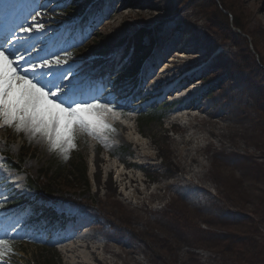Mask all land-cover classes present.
Masks as SVG:
<instances>
[{"label":"rangeland","instance_id":"374dc122","mask_svg":"<svg viewBox=\"0 0 264 264\" xmlns=\"http://www.w3.org/2000/svg\"><path fill=\"white\" fill-rule=\"evenodd\" d=\"M112 1L36 0L33 7L39 8L37 22L45 25V31L57 29L47 37H53L57 41L60 37L63 38L61 45L64 47L72 39L78 41L76 36L80 34L76 29L65 38L71 28H76L66 27L65 22L77 24L83 14L86 16L87 24L83 25L81 33H90V38L79 47L69 50L74 59L79 54H84L82 58L88 64H93L96 55H99L94 53L95 49L104 53L101 55L104 60H109V55L104 51L112 47L123 51L130 43L136 47L139 40L152 45V50L146 55L142 70L144 74L139 84L134 85L133 80L123 79L122 69L115 70L111 77L112 85L108 92H112L118 100L117 110L126 108L128 115L137 117L136 121L120 117L122 122H136L144 131L153 130L156 134H162L167 132L164 126L171 120L186 124L193 114L197 116L195 122H205V119L210 118L211 112H214L212 119L217 123V131L221 134L216 136L207 124L196 133L197 139L187 145H201L206 151L199 155L200 162L195 164L199 176H192L193 184L188 188L178 183L172 188L165 187L167 182L174 180L172 171L164 176L160 173L147 175L144 169L136 170L139 175L148 178L146 189L142 181L139 183L145 190L142 196H149L157 185L161 186L157 188L159 195L153 197L151 202L148 201V209H136L122 193L123 186L118 187L119 192L113 194H107L105 189L98 190V168L95 162L97 139H86L81 135L77 140V148L71 152L68 160H64L62 156L49 152L46 144L30 141L22 132L11 135L13 128L4 130V127H0V151L7 153L20 165L23 170L21 178L27 180L29 176L42 177L53 190L49 201L38 200V196L42 194L32 188L26 189L27 185L22 188L23 194L16 190L6 192L12 198L5 210H0V228L10 226L11 222L19 219L21 238L11 241L12 251L5 257L4 264H85L78 255L80 251L88 254L89 250L80 246L79 234L94 232L93 228L85 227L70 237L69 229L62 224L36 219L41 212H36L33 208L35 203L28 200L32 196H35L38 206L54 207L64 217L63 224L65 221H72L68 209L91 213L94 224L101 225L109 235H100L99 239L107 238L115 250L120 251L115 246L117 242L125 244L126 249H136L130 254L123 251L117 264H124L126 255L130 257L128 264H264V109L260 103L261 91L264 92V0H224L231 11L224 7L221 0L216 1L218 7L229 14L226 16L229 27H233L235 20L239 26L233 28L245 40L229 35L222 12L219 8L210 12L211 8H207L206 0H157L155 9L159 6V10L167 16L176 12L181 27L184 28L183 39L196 32L197 35L193 36L194 39H191V44L185 51H200L195 54L196 57L188 51L184 52L189 54L188 57H179L184 65L175 78H182L193 69L197 73L189 80L190 84H194L188 83V87L183 90L184 97L173 102L170 98L158 100L164 96L161 92L157 96L141 99L148 90L158 89L164 83L161 81L150 89L145 87V90H140L149 80L146 68L150 71L157 69L156 76L162 73L156 60L157 56L164 57L167 50L160 51L157 47L160 18L154 13L130 11H145L148 8L145 5L147 0L135 3L133 0H117V9L110 15L113 10ZM12 5L13 2L11 7ZM214 6L217 7L215 4ZM83 9L84 13L79 15ZM119 10L126 12L120 16L117 14ZM190 13L197 20L195 28L200 30L186 22L188 19H185V14ZM104 21L109 23L102 24ZM169 21L166 20L161 25ZM64 27L68 29L62 32ZM182 40L175 43L176 48H182ZM130 54L129 51L127 56ZM137 55L136 51V57ZM133 56L136 59L134 54ZM169 61L170 59L168 63ZM109 74L108 70L104 73L107 77ZM175 78H170L167 83L176 80ZM136 91L140 94L135 95ZM202 102L207 103V109L200 108ZM179 114H185V117L177 119ZM148 115L154 118L148 119ZM126 132L131 134V130ZM176 132L177 130H168L172 137L179 138L180 133ZM106 135L108 141L115 146L114 153H108L105 149L99 151L108 159V164L117 162L119 155L127 160L138 159L130 152L135 147L134 143L122 142ZM147 137L146 141L152 139L150 134ZM158 143L162 142L159 140ZM152 146L154 151L160 152L156 144ZM182 154L186 155V150ZM76 155L85 159L89 181L74 173L72 163ZM162 158L159 154L156 162H161ZM143 160L150 159L142 158L140 161ZM0 161L4 162L0 168L8 176L19 173L10 166L3 154H0ZM101 166H104L101 178L106 179L108 165L105 163ZM157 169L163 170L160 165ZM200 175L203 177L200 178ZM113 177L114 180L117 179L115 173ZM129 191L131 190L126 193ZM16 196L23 197L25 202L18 206H8L15 203L13 201ZM11 210L14 212L12 215L9 213ZM4 217L7 219H3ZM75 219L79 221V218ZM88 221L89 219H85L83 223ZM100 243L101 240L94 239L92 245L98 246ZM75 248L79 250L73 253ZM142 248L143 251L140 250ZM95 250L101 253L100 249ZM102 255L106 261L112 260L110 254Z\"/></svg>","mask_w":264,"mask_h":264},{"label":"snow or ice","instance_id":"6c2138e0","mask_svg":"<svg viewBox=\"0 0 264 264\" xmlns=\"http://www.w3.org/2000/svg\"><path fill=\"white\" fill-rule=\"evenodd\" d=\"M39 15L32 16L30 25L27 17L14 23L11 0H0V127L14 128L68 160L81 135L105 143L106 134L116 131L110 121L119 120L121 112L118 100L108 92L111 77L98 83L84 58L74 59L69 50L83 44L90 33L64 47L53 37L41 36L45 25L37 22ZM8 179L0 168V180ZM11 187L24 192L17 182ZM2 189L0 184V210H5L11 197ZM20 232L19 219L0 228V264L12 251L11 241L21 238Z\"/></svg>","mask_w":264,"mask_h":264},{"label":"bare ground","instance_id":"6f19581e","mask_svg":"<svg viewBox=\"0 0 264 264\" xmlns=\"http://www.w3.org/2000/svg\"><path fill=\"white\" fill-rule=\"evenodd\" d=\"M134 3L139 1V0H133ZM118 1L113 0L112 1V7L113 10L111 11L110 15L114 12V10L117 9L118 6ZM154 4H157V0H147L145 2V5L148 6V8L145 11H139V10H130L131 12H138V13H145V14H150L154 13L156 16H158L161 20V23L170 20L169 23H165L164 25L158 26L160 29V38L157 41V47L159 48L160 51L167 50L165 53L164 57L162 56H157V62L159 63L160 68H162V73L157 75L158 70L153 69L149 70V68H146L147 71H149V80L146 81L143 88L147 87V89L156 86L159 84L161 81L168 82V80L172 77H176L177 72H180L183 68V61L179 58L180 56L182 57H188L189 54L191 53L192 55L195 56L196 53H200L199 50H186L185 48L189 47L191 44V39L193 36H196V32H192L188 37L182 38L184 28L183 26L181 27V22L180 18H177L176 12H171L170 16H167L165 13L162 12V10H159V6H156V9L154 8ZM130 11L128 13H130ZM179 11V10H178ZM37 13V11H35ZM126 11L124 10H119L117 14L120 16L125 14ZM35 13V14H36ZM188 19L186 22L192 23L195 28V24L197 23L196 18H194L193 14H185ZM108 17V16H107ZM106 17V18H107ZM172 20V21H171ZM109 23L104 21L102 24L107 25ZM98 28V27H97ZM96 28V29H97ZM95 29V30H96ZM200 30L199 28H195ZM50 34V31L44 32L41 34L42 37H46L47 35ZM183 39V40H182ZM194 39V38H193ZM180 40L182 44V50L178 49L175 47V43L179 42ZM197 40V37H196ZM198 41H201L198 39ZM199 43V42H198ZM61 44V43H60ZM74 44V43H73ZM43 45H37V47H42ZM188 53H184L187 52ZM180 52V53H178ZM35 54V53H33ZM177 54V55H176ZM179 54V55H178ZM175 55V56H174ZM84 56V54H79L77 56V59H80ZM196 57V56H195ZM168 59H170L168 63ZM155 61V62H156ZM85 62V67L89 66V64ZM197 71L188 73L184 75L182 78H175L176 80L175 83L172 80L171 82L168 83H174L173 87L171 88L172 90L177 89H186L188 86L187 84L189 83V80L196 75ZM194 84V83H193ZM162 89V87L158 89H151L148 90L142 98L145 97H150V96H156L157 93ZM200 108L202 109H207L208 105L206 102H202ZM121 116L123 118H126L127 120H135L137 117L128 115V111L126 108H121L120 109ZM215 115L214 112H211L210 118H207L203 121L195 122V119L197 116L192 115L191 118L188 119L186 124L179 123L176 120H171L168 124L164 126V130L167 131L166 133L162 134H156L155 131L151 130V132H147L141 129L140 125L137 124L136 122L134 124H126L122 122L120 119L119 120H112L110 123H112L113 127L116 129L115 132H109L107 133L111 137L117 138L118 140H121L122 142L126 143H134L135 147L130 149L131 153H134V156H136L138 159H131L127 160L123 155H119L117 157V162L108 164V159L104 156H102L99 151L101 149L107 150L108 153H114L115 152V146L110 143L107 138V141L105 143H102L100 140L97 141L96 143V154H95V162L97 164V172H96V177H97V185H98V190L100 189H105L107 194H113V193H118V187L123 186L124 192H122L126 197L127 201L130 200V203H133L136 209H148L149 208V202L153 200V197L159 195V192L157 191V188H160V185H157L156 190H153L150 195L148 196H142L144 193L143 187L139 186L140 181L144 183V188L146 189L148 187L147 185V177H142L141 175L138 174L139 169H144L146 170V174L149 175V173H160L163 174L164 176L168 175L171 171L174 176L173 181L167 182L165 185L166 188H172V186L176 185L177 183L180 184L182 187H189L193 184L192 181V176L198 175V170L196 169L195 164L197 162H200L199 160V155L204 154L206 151L201 145H192L191 147H187V145H190L195 139H197L196 133H198L201 128H203L205 125L209 124L211 131H213L216 136H219L221 134L220 132L217 131L218 125L217 123H214V119H212V116ZM182 116V117H181ZM185 114H179L177 119L184 118ZM131 123V122H130ZM213 126V127H212ZM131 130V134H127L126 130ZM177 130L178 133H180L179 138L172 137L169 133L168 130ZM4 130H8V127H4ZM188 130V133H185V131ZM192 130V131H191ZM217 131V132H216ZM176 132V133H177ZM11 135H15L16 131L13 128L11 130ZM152 136V139L149 141H146V138H148V135ZM83 138L86 137V139H89L90 137L82 135ZM161 141L162 143H158V141ZM166 142V144H165ZM156 144L158 148H160L159 151H154L151 147L152 145ZM212 144L214 142L212 141ZM185 148V149H184ZM224 149V147H222ZM184 150H186V155L182 154L184 153ZM159 154L163 156L161 162H156ZM142 158L144 159H150V160H143L142 162L140 161ZM107 163V168H106V173H107V178L102 179L101 178V172H102V164ZM160 165V167L163 169L162 171L157 169V166ZM105 169V168H104ZM113 173L117 175V179L114 180ZM205 175V174H204ZM203 177V175H200V178ZM0 184H3V186L9 185L10 181L8 180H0ZM129 191V193H126ZM129 203V202H128ZM71 212V217L72 219L79 218L81 220L84 219H89L88 223H83V224H74L72 227V230L69 231L70 237L76 235L79 230H83L85 227H92L94 232H86V233H81L79 234L80 236V241L81 244L80 246L85 247L89 250L88 254L84 253L83 251H80L78 257L82 258V262H85V264H117V259L120 258L122 255L121 253L123 251L127 252V254L135 252L134 247H130L126 249V245L117 242L115 246H117L119 250H115L113 248V245L108 241L107 238L99 239L100 235H108L105 233L103 227L101 225H95L94 224V217L91 213L89 212H84V211H73L71 209H68ZM109 236V235H108ZM98 239L101 240V243L97 245H92L93 240ZM100 249L101 253L98 252L95 249ZM78 248H75L73 251L76 252L78 251ZM81 250V249H80ZM143 251V248L140 249ZM102 253H108L111 255V261L108 262L105 260L104 256ZM146 253V252H145ZM144 253V254H145ZM146 255V254H145ZM74 256V260H75ZM129 258L127 255L124 257L123 262L124 264H128Z\"/></svg>","mask_w":264,"mask_h":264},{"label":"trees","instance_id":"16d2710c","mask_svg":"<svg viewBox=\"0 0 264 264\" xmlns=\"http://www.w3.org/2000/svg\"><path fill=\"white\" fill-rule=\"evenodd\" d=\"M208 2V5H207V8H211L210 12H212L213 10H217L216 8H219L218 5H217V0H206ZM224 7L226 9H229L230 8L224 3V0H221ZM214 4L217 6L215 7ZM219 10L222 12V16L223 18H225V25H226V30L229 32V35L232 34L233 37H239L241 38L242 40H245V37H243L238 31H236L233 27H237L239 26L237 22H235L234 20V23H233V27H229V23L226 19V16H229L228 13H225L222 9L219 8ZM214 15L216 14L215 12L213 13ZM222 26H224V23H221ZM147 49L149 50V47L141 40H139V42L137 43V51H138V55L141 56L139 53H143V56L146 54ZM142 58V57H141ZM137 60L135 61L134 63H132V65L129 67V69H127L124 73L125 76H132V75H135L137 74V71L139 70L141 64H142V60ZM261 97H262V101H260L261 103V108L264 109V92L261 91ZM150 119V118H148ZM152 119V118H151ZM77 157H82V156H78L76 155L74 158H73V163H72V167L74 169V173L75 174H80L82 175L85 179L88 180V165L85 161V159H83V157L80 159V160H77L76 158ZM30 181L32 184H35L38 189L40 191H42L43 193H46L48 196H52L53 194V190L51 189V187L48 185V182L47 181H43L42 177L41 178H35V179H32L30 178ZM44 213L47 214V216H51L50 214L52 213V211H50L49 209H44ZM46 263H50V261H46ZM36 264H42L40 262H36ZM52 264V263H51Z\"/></svg>","mask_w":264,"mask_h":264}]
</instances>
